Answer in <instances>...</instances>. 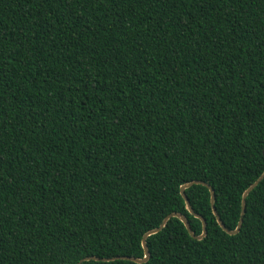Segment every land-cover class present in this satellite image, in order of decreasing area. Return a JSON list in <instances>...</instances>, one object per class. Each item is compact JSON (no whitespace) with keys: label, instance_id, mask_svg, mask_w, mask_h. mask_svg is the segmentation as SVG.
Listing matches in <instances>:
<instances>
[{"label":"trees","instance_id":"trees-1","mask_svg":"<svg viewBox=\"0 0 264 264\" xmlns=\"http://www.w3.org/2000/svg\"><path fill=\"white\" fill-rule=\"evenodd\" d=\"M264 0H0V264L143 258L180 186L226 228L264 171ZM171 217L142 264H264V178L236 234ZM81 264H137L127 259Z\"/></svg>","mask_w":264,"mask_h":264},{"label":"water","instance_id":"water-1","mask_svg":"<svg viewBox=\"0 0 264 264\" xmlns=\"http://www.w3.org/2000/svg\"><path fill=\"white\" fill-rule=\"evenodd\" d=\"M264 152V150H263ZM264 178V171L262 172V174L243 192L242 196H241V211H240V218L238 220V223H237V226L234 230H229L228 228H226L224 226V224L222 223V221L220 220V217L219 215L217 214L216 210H215V207H214V201H215V194H214V191L212 189V187L210 185H208L207 183L203 182V181H198V180H195V181H191V182H186L184 183L183 185L180 186V194L181 196L183 197V199L185 200V203H186V208L188 209V211L193 215L195 216L196 218H198L201 223H202V231L199 235H195V233L191 230V227H190V224L188 222V220L185 218L184 215L180 214V213H177V212H172L170 214H168L167 216H165L162 220V222L159 224L158 227L154 228V229H151L149 231H147L143 237H142V240H141V245H142V248H143V251H144V257L139 259V258H133V257H126V256H116V257H113V258H104V259H100L98 257H95V256H87L83 259H81L77 264H81L82 261H88V260H103V261H109V260H115V259H127V260H130V261H133L137 264H142V263H145L148 258H149V252H148V249H147V244H146V239L148 236L152 235V234H155L157 233L158 231H160L163 226L167 223V221L171 218V217H176L178 218L185 226L186 230L188 231V233L190 234L191 237L193 238H196L198 240L204 238L207 234V223H206V220L199 214L195 213L188 201V198L185 194V189L186 188H189L191 187L192 185H195V184H201V185H204L208 188L209 192H210V203H211V207H212V211H213V214L214 216L216 217V221L217 223L219 224V226L222 228V230L224 232H226L227 234H236L238 231H239V228L242 224V216L244 215L245 213V199L247 197V195L251 192V190H253L257 184Z\"/></svg>","mask_w":264,"mask_h":264}]
</instances>
